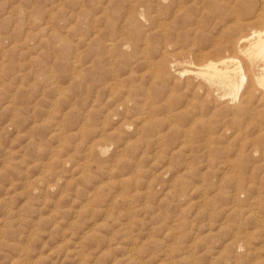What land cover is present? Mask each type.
<instances>
[{
  "label": "rangeland",
  "instance_id": "rangeland-1",
  "mask_svg": "<svg viewBox=\"0 0 264 264\" xmlns=\"http://www.w3.org/2000/svg\"><path fill=\"white\" fill-rule=\"evenodd\" d=\"M198 1L0 0V264H264V98L196 87Z\"/></svg>",
  "mask_w": 264,
  "mask_h": 264
},
{
  "label": "bare ground",
  "instance_id": "bare-ground-1",
  "mask_svg": "<svg viewBox=\"0 0 264 264\" xmlns=\"http://www.w3.org/2000/svg\"><path fill=\"white\" fill-rule=\"evenodd\" d=\"M198 2H200V0ZM173 3H175V2L173 1ZM201 3H202V7H201L202 10L209 9L212 11V18L214 20H216L214 25L212 24L214 29L217 28V26H219V25L222 26V29H221V32L219 33V35H215V34L213 35L212 34V36H214V37H211V38L210 37L209 38L204 37L203 35H206V34L203 33V35H202V32H201V36H202L201 41L203 43V44L202 43L201 44L203 46L201 47L199 44L200 48L197 51L192 52V56L194 58L193 63L195 66L194 69H196V70L192 71L193 72L192 74H195V76L197 78L202 80V81H200V83L196 84L197 85L196 87L199 88L200 90L201 89L204 90L207 94H211V92H212L211 90L214 89L215 91H217L219 99L223 100V99L230 98V100H234V98L239 95V93L241 92V89L245 86V83L248 79V75L246 73V69H247V71L249 70L253 74L254 78L252 80H250V83L247 87V90L245 89L246 90L245 95H248L250 100H252L254 98L257 99L258 97L260 99L264 98V0H201ZM182 4H180V5H182ZM189 4L190 3H188V5ZM173 5L176 6L177 3L173 4ZM191 5H192V2H191ZM175 6H172V7H175ZM193 6H195V5H193ZM190 7L192 8V6H190ZM178 9H179V6H178ZM204 18H210V16H208V14H207ZM208 20H205V21L208 22ZM159 24H161V23H159ZM193 24L195 25L196 23L194 22ZM219 29H220V27H219ZM163 33H164V31H163ZM163 36H165V35L162 34V37H160V38H163ZM168 43L169 42L166 39L164 45H167ZM107 45H106V47L109 50H111L112 46H115L114 40H110ZM228 52L233 53V55L228 56L226 54ZM235 53H237V55H238V53H240L244 57L243 60H245V61L243 62V60L239 59ZM167 62H168V60H167ZM161 63H160V65H161ZM190 66H192V65L190 64ZM150 67H152V66H150ZM162 69L165 71H166V69H170L169 68V62H168V66L164 65V66H162ZM152 70L149 69V71H152ZM152 73H155V71H153ZM159 73H161V71ZM176 73H178V72H176ZM158 75H160V74H158ZM151 77H153V76H151ZM151 77H150V79H151ZM250 77H249V79H250ZM112 78L113 77H107L106 83L109 84L108 81ZM159 78H161V77H159ZM156 79H157V77H156ZM113 80H114V78H113ZM163 82H164V80H163ZM165 82H167V81H165ZM185 82H187V81H185ZM195 90H196V88H194V90H193L194 93H195ZM145 95H147V94H145ZM150 96H152V95H150ZM193 98H196V97H193ZM212 99H214V98L212 97ZM196 100H198V99H196ZM247 100H246V102H247ZM257 100H259V99H257ZM257 100H255V101H257ZM172 101L174 102L175 100L172 99ZM192 101H193V99H192ZM224 102H225V100H224ZM184 104H185V102H184ZM199 104H197V105H199ZM207 105H209V104H207ZM182 106H183V104L181 105V107ZM202 106H201V109H202ZM186 107H188V106H186ZM224 107L222 109H224ZM252 107H253V105H252ZM198 109L199 108H197V110Z\"/></svg>",
  "mask_w": 264,
  "mask_h": 264
}]
</instances>
